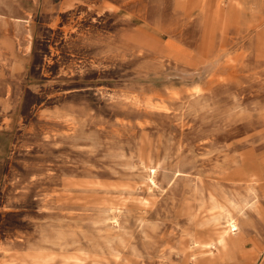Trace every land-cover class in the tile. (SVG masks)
Returning <instances> with one entry per match:
<instances>
[{
  "label": "rangeland",
  "instance_id": "1",
  "mask_svg": "<svg viewBox=\"0 0 264 264\" xmlns=\"http://www.w3.org/2000/svg\"><path fill=\"white\" fill-rule=\"evenodd\" d=\"M212 1L0 0V264H264V0Z\"/></svg>",
  "mask_w": 264,
  "mask_h": 264
},
{
  "label": "bare ground",
  "instance_id": "2",
  "mask_svg": "<svg viewBox=\"0 0 264 264\" xmlns=\"http://www.w3.org/2000/svg\"><path fill=\"white\" fill-rule=\"evenodd\" d=\"M231 4V3H230ZM222 11V10H221ZM218 12V10H217ZM166 112V111H165ZM218 206V205H217ZM238 231V225L237 222L234 220V218L230 217L228 218L226 224H225V233L222 236V239L220 242H222V245L227 244L228 238L234 237L236 235V232ZM227 238V239H226ZM215 245V244H214ZM229 245V243H228ZM213 247V246H212ZM214 248V247H213Z\"/></svg>",
  "mask_w": 264,
  "mask_h": 264
},
{
  "label": "crops",
  "instance_id": "3",
  "mask_svg": "<svg viewBox=\"0 0 264 264\" xmlns=\"http://www.w3.org/2000/svg\"><path fill=\"white\" fill-rule=\"evenodd\" d=\"M210 1H211V4H212V9H214V11H213V17H215V14H217V16H216L217 18H219L220 15L222 17L223 16L222 15L223 14V11H221L222 9L220 7V3L218 1H212V0H210ZM234 6L235 5L233 3H231V6H230L231 8L230 9H232L233 11L232 10H230V11H232V12L235 11V7ZM217 10H218V12H217ZM208 12H209V10H208ZM224 14H227V13L225 12ZM210 16L211 15L209 14L207 19H211ZM228 218H230V216Z\"/></svg>",
  "mask_w": 264,
  "mask_h": 264
}]
</instances>
